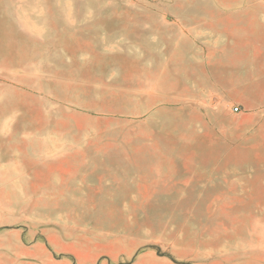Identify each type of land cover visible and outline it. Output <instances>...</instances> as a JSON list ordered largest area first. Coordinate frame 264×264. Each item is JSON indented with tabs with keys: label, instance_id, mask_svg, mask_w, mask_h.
I'll return each mask as SVG.
<instances>
[{
	"label": "rangeland",
	"instance_id": "obj_1",
	"mask_svg": "<svg viewBox=\"0 0 264 264\" xmlns=\"http://www.w3.org/2000/svg\"><path fill=\"white\" fill-rule=\"evenodd\" d=\"M233 13L264 70V0H0V264H264V105L183 81Z\"/></svg>",
	"mask_w": 264,
	"mask_h": 264
},
{
	"label": "crops",
	"instance_id": "obj_2",
	"mask_svg": "<svg viewBox=\"0 0 264 264\" xmlns=\"http://www.w3.org/2000/svg\"><path fill=\"white\" fill-rule=\"evenodd\" d=\"M252 13L240 14L252 18ZM235 15L217 20L215 26L202 27L200 44L190 40L185 54L189 68L183 73V81L189 85L185 88L196 89L211 100L222 98V103L260 108L264 105V93L259 91L264 87V70H257L252 58L256 28Z\"/></svg>",
	"mask_w": 264,
	"mask_h": 264
},
{
	"label": "built area",
	"instance_id": "obj_3",
	"mask_svg": "<svg viewBox=\"0 0 264 264\" xmlns=\"http://www.w3.org/2000/svg\"><path fill=\"white\" fill-rule=\"evenodd\" d=\"M237 109H238L237 107L233 108L234 111H237Z\"/></svg>",
	"mask_w": 264,
	"mask_h": 264
}]
</instances>
